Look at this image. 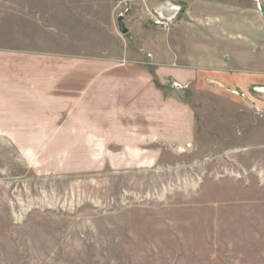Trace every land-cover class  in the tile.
<instances>
[{
  "label": "rangeland",
  "instance_id": "1",
  "mask_svg": "<svg viewBox=\"0 0 264 264\" xmlns=\"http://www.w3.org/2000/svg\"><path fill=\"white\" fill-rule=\"evenodd\" d=\"M154 9L0 0V264H264L263 87L177 82ZM139 68L156 102L85 76Z\"/></svg>",
  "mask_w": 264,
  "mask_h": 264
},
{
  "label": "crops",
  "instance_id": "2",
  "mask_svg": "<svg viewBox=\"0 0 264 264\" xmlns=\"http://www.w3.org/2000/svg\"><path fill=\"white\" fill-rule=\"evenodd\" d=\"M147 1L154 9L167 0ZM168 1L179 5L181 13L172 29L166 32L164 41L150 44L149 53L154 62L166 61L171 65L167 74L179 83L205 86L212 81L235 95L243 92L248 96L256 87H263L259 90L264 91L263 64L253 60L254 54L264 55V18H257V23L252 21L257 15L252 0ZM145 30L157 33L151 25ZM255 32H262L260 40H256L259 36L253 38ZM240 46H245L242 57H245L246 68L236 67L235 55L243 50ZM85 76L87 81L100 80L103 91H113L116 87L117 92H123L131 103L139 106L141 102H156L159 93L152 74L141 68L137 71H103L96 75L87 73ZM86 85L88 88L94 83L87 82Z\"/></svg>",
  "mask_w": 264,
  "mask_h": 264
},
{
  "label": "water",
  "instance_id": "3",
  "mask_svg": "<svg viewBox=\"0 0 264 264\" xmlns=\"http://www.w3.org/2000/svg\"><path fill=\"white\" fill-rule=\"evenodd\" d=\"M155 14L162 20L172 21L181 12V7L179 5L173 4L170 1H165L161 3L156 9H154ZM261 13L264 17V7L261 8ZM119 29L123 34H127L129 32L128 28L122 17H119Z\"/></svg>",
  "mask_w": 264,
  "mask_h": 264
},
{
  "label": "built area",
  "instance_id": "4",
  "mask_svg": "<svg viewBox=\"0 0 264 264\" xmlns=\"http://www.w3.org/2000/svg\"><path fill=\"white\" fill-rule=\"evenodd\" d=\"M120 17L124 18V15L121 14ZM153 22L155 23V25L166 29V28L170 27V25L172 24L171 22H173V20L172 21L162 20L158 16L154 15L153 16Z\"/></svg>",
  "mask_w": 264,
  "mask_h": 264
}]
</instances>
